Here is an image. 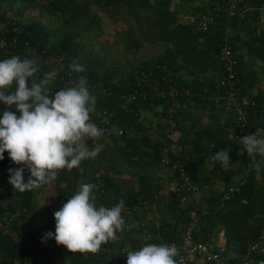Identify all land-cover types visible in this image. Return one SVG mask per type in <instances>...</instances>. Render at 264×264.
<instances>
[{
  "label": "trees",
  "instance_id": "1",
  "mask_svg": "<svg viewBox=\"0 0 264 264\" xmlns=\"http://www.w3.org/2000/svg\"><path fill=\"white\" fill-rule=\"evenodd\" d=\"M28 6L40 7L45 22L40 17L25 22L10 19L8 12L21 15ZM183 7L193 9L189 12L195 16L210 15L208 28L199 26V15L189 22L179 21ZM263 8L264 0H0V61L13 55L35 57L39 71L29 83L61 65L52 94L86 86L96 98L90 122L104 130L101 138L86 140L90 150L99 149L95 159L58 171L54 202L44 208L38 205L37 188L14 191L8 182L11 160L4 153L0 264H16L14 260L55 264L56 258H61L60 264H126L127 252L139 249L148 235L157 245H178L191 225L193 238L200 242L223 230L226 253L233 254L230 264L250 255V245L264 233V164L256 167L264 158L242 152L239 139L244 131L234 107L227 104L229 85L221 84L229 74L222 54L230 50L235 72L231 90L247 125L253 131L260 128L264 136V88L258 73H264V26L259 29ZM101 13L112 23L126 24L113 43L122 44L127 53L134 56L143 42L162 51L143 57L129 72L119 70L95 47V38L103 34ZM74 59L85 66L84 72H71L68 65ZM256 60L262 64L256 65ZM14 87L15 82L10 90ZM9 107L0 102V116ZM152 115L159 119L147 127L144 120ZM225 148L230 149V168L223 170L208 158ZM179 169L187 173L189 182L180 177ZM159 170H165L168 178ZM29 176L25 169V182ZM132 178L136 183L126 185L124 180ZM81 183L98 185L93 191L95 206L111 208L121 200L125 205L123 230H117L98 252L87 255L71 253L54 239H45L47 232H55L53 213L76 194ZM236 185L239 189L231 191ZM5 211L19 212L23 228H31L23 231L13 223L7 232ZM37 221L42 225L32 226Z\"/></svg>",
  "mask_w": 264,
  "mask_h": 264
},
{
  "label": "clouds",
  "instance_id": "2",
  "mask_svg": "<svg viewBox=\"0 0 264 264\" xmlns=\"http://www.w3.org/2000/svg\"><path fill=\"white\" fill-rule=\"evenodd\" d=\"M74 73H82L85 66L74 59L69 65ZM39 71L35 57L21 59L18 55L0 61V102L14 106L19 116L4 111L0 116V160L7 152L20 168H9V184L14 191H31L42 184H49L61 169L78 167L83 159H95L99 149L90 150L88 138L99 139L104 130L90 122V112L96 103L95 96L86 86H73L55 91L51 85L57 73L45 72L39 81L29 78ZM15 82L14 90H10ZM249 157L264 158V136L257 133L239 139ZM215 147L211 144L210 148ZM230 149L225 148L210 155L208 162H219L223 170L229 169ZM264 159L256 164L259 168ZM27 168L30 176L25 182L23 173ZM98 185L81 183L79 190L53 213L55 232H47L45 239H54L69 252L99 251L103 243L123 230L121 217L124 202L111 208L95 206L93 191ZM44 205V204H43ZM42 205V206H43ZM43 242V241H42ZM179 255L175 244H147L136 251L127 252L126 264H177Z\"/></svg>",
  "mask_w": 264,
  "mask_h": 264
},
{
  "label": "rangeland",
  "instance_id": "3",
  "mask_svg": "<svg viewBox=\"0 0 264 264\" xmlns=\"http://www.w3.org/2000/svg\"><path fill=\"white\" fill-rule=\"evenodd\" d=\"M205 2L206 1H204L203 3H205ZM19 5H20L19 3L15 4L14 8L16 9L17 7H19ZM39 9H40V7L37 9H33V8H31V6H28L27 8H25L22 11L21 15L15 14L14 11L8 12V14L10 15V19H13L15 21L21 20V21L25 22L28 18L30 19V18L40 17L41 20L43 22H45L46 15L44 14V15L40 16ZM190 10L186 7L180 8L181 12L178 14L179 21L189 22V21H192L193 19H195L199 15V14L197 16L192 15L191 12H189ZM191 11H193V9ZM101 15H102V18L104 20L103 24H102L103 25V34L101 37L95 38V47H96V50L99 51L100 53L107 54L109 62L111 64H115L119 68V70L129 72V70H131V67H133L135 65V63L137 61H139L140 59H142L143 57L149 58V57H152L153 55L160 53L162 51V48H160V46H151V44H147V43L143 42L141 45V48L139 49V51L136 54H134V56L131 53H127L126 51L123 50L122 44L113 43V41L115 39H118L116 32L121 31L123 29H126V24L122 23V22H118L116 24L112 23L106 14L101 13ZM213 21H214V19H213ZM259 24H260L259 29H261V27L264 26V8L261 10V15L259 18ZM2 25H3V23L0 22V26H2ZM235 31L236 30L232 28L231 32H235ZM247 60H248V57L246 56L245 61H247ZM255 64L261 65L262 63L259 62L258 60H256ZM256 65H253L251 67V64H249V66L251 68L258 70V67ZM258 73L260 75V81H263L264 80V73H262L261 70H258ZM35 79L38 82L40 79V76L39 75L36 76ZM7 111H12V112H15L16 115H19V112L15 109L14 106L9 107L7 109ZM158 119H159L158 117L155 118V117H153V115H152V117H148V118L146 117V120H144V124L148 127L150 125L155 124ZM203 121L205 122L206 118H204ZM112 129H113V127H112ZM258 130L260 131V128ZM109 131H111V130H109ZM111 132L115 133L116 129L114 128ZM259 133H261V132H259ZM174 135L177 136L176 133ZM10 167L11 168L14 167L12 162L10 163ZM158 172H159V175H162L163 177L168 178V174L165 170H159ZM255 174H256V172H255ZM257 176H259V175L257 174ZM123 177L128 178L129 176H128V174H125V175H123ZM124 181L127 182L126 185L133 183V181H134V184L136 183L135 178H132L129 181L128 180H124ZM174 185H175V182H173L172 187ZM213 187L218 188L216 183L213 184ZM205 189H203V190H205ZM54 194H55V181H54V179H52L49 184H43V185L37 187L36 198H37L38 205L41 206L42 208H44L45 204L53 203L54 202ZM200 195H201V193H198L196 195V197H199ZM7 213H8V211H5V214L3 216V217H6L4 219L3 225L5 227L7 225L13 226V224L10 223L12 220L11 221L8 220V217H7L8 215H6ZM149 215H150V217L153 216V211H150ZM20 222H21V219H20L19 223ZM130 227L131 226H129V228ZM5 230H7V232H9V230L7 228H5ZM218 235H223V239L225 241V236H224L223 230H219L217 232L216 236H218ZM216 236H214V237H216ZM218 247H220V245H218ZM224 249H225V246H224ZM227 261L229 262V260H227ZM228 264H230V262Z\"/></svg>",
  "mask_w": 264,
  "mask_h": 264
},
{
  "label": "built area",
  "instance_id": "4",
  "mask_svg": "<svg viewBox=\"0 0 264 264\" xmlns=\"http://www.w3.org/2000/svg\"><path fill=\"white\" fill-rule=\"evenodd\" d=\"M212 20V17L208 14H200L198 16V22L199 26L206 30L208 28V25L210 24ZM222 59L224 60V65L226 67V71L228 70L229 74L226 77V75L222 78L221 84L227 83L229 85V90L226 94L227 104H231L235 111L237 112V120L239 122L240 127L244 131V136H248L250 134H253L254 132L258 135H261L259 133V130L253 131L248 125L244 118V111L239 107L238 103L236 102V98L232 92V84L230 81L234 79L235 72L233 71V61L230 58V50L224 49L222 54ZM60 60H58L59 63ZM59 70H63L62 66H55L54 71L57 73L56 76H58ZM259 131V132H258ZM118 133H121L119 130ZM12 162V161H11ZM13 163V162H12ZM13 169L24 167L23 165L14 164ZM27 169V168H25ZM180 177L187 183L189 182V177L187 173L183 169H179ZM242 184V182H240ZM195 189V188H194ZM238 190L239 185H236L231 191ZM6 215H8V220L11 221L10 223H19L20 221V213L15 212H8ZM6 217H3V220ZM42 222L37 221L36 225L34 223L32 226H41ZM6 227L11 228L10 225H7ZM19 228L23 231H27L31 227L23 228L22 222L19 223ZM192 225L186 229V231L182 234L181 242L176 245L179 250V255L175 257V260L177 261V264H192L195 259H201L204 262H207L208 264H228L227 257L225 255V249L223 247H217L214 243V239L211 238L206 242H200L196 241L192 236ZM47 228L43 231V234L46 233ZM40 236V233L36 234V238ZM147 244H156L152 240H150V236L146 237L142 243L139 246V249ZM174 244V243H172ZM170 244V245H172ZM129 250V248L125 247L124 250ZM134 249L133 251L139 250ZM100 250V249H99ZM131 251V250H130ZM88 252H83V254L87 255ZM249 254L244 260H242L239 264H264V259H259V256L264 255V233L262 234L261 238L255 242H253L249 247ZM14 263L20 264L17 262V260H14ZM55 264L61 263V258H56ZM236 264V263H235Z\"/></svg>",
  "mask_w": 264,
  "mask_h": 264
},
{
  "label": "crops",
  "instance_id": "5",
  "mask_svg": "<svg viewBox=\"0 0 264 264\" xmlns=\"http://www.w3.org/2000/svg\"><path fill=\"white\" fill-rule=\"evenodd\" d=\"M176 3V1H174L173 2V4H175ZM260 85V87L262 86L263 88H264V80L259 84ZM258 85V86H259ZM9 231H12V227L11 228H8V227H6ZM11 229V230H10ZM128 229H130L129 227H128ZM120 235H122V234H120ZM119 235V236H120ZM213 239H214V243H215V245L218 247V245H220V247H223L224 248V246H225V241H224V239H223V235H218V236H216V237H212ZM225 254H226V257H227V260H229V262L231 261V258L233 257V254L230 252V253H226V251L224 252ZM192 264H208L207 262H204L203 260H201V259H195L194 261H193V263Z\"/></svg>",
  "mask_w": 264,
  "mask_h": 264
}]
</instances>
